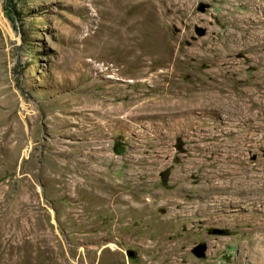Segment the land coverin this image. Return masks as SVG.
I'll use <instances>...</instances> for the list:
<instances>
[{
    "label": "rangeland",
    "instance_id": "1",
    "mask_svg": "<svg viewBox=\"0 0 264 264\" xmlns=\"http://www.w3.org/2000/svg\"><path fill=\"white\" fill-rule=\"evenodd\" d=\"M113 1L0 0V264H264V0H165L129 46Z\"/></svg>",
    "mask_w": 264,
    "mask_h": 264
},
{
    "label": "bare ground",
    "instance_id": "2",
    "mask_svg": "<svg viewBox=\"0 0 264 264\" xmlns=\"http://www.w3.org/2000/svg\"><path fill=\"white\" fill-rule=\"evenodd\" d=\"M164 1L165 0H129V1L128 0H114L113 1V8L114 9L110 13V17H111L110 20L112 22V24H110L111 25V34L114 33L116 36L120 37L119 39H121L123 41V43H125L126 45L128 44L127 46H129V44L134 45L135 42L137 41V39H140L138 37H140V35L143 36L144 34L151 35L152 39L154 38L155 41H157L159 43H161L163 41L165 42L167 39L165 40L166 35H165L164 30L166 28V23H167L166 16L169 12V8L164 9V7H163ZM127 6L131 8V12H130L131 16H127L125 14V13H127L125 11V8H127ZM172 10H174V9H172ZM127 14H129V13H127ZM141 38H143V37H141ZM147 38L149 39V37H147ZM141 44H139V45H141ZM156 44H158V43H156ZM163 44H167V43H163ZM135 45H137V44H135ZM130 48H128V49L130 50ZM135 48H136V46H135ZM132 50H133V48H132ZM208 50H212V49L209 48ZM135 51H137V50H135ZM133 52H134V50H133ZM191 58L194 59V63H196V64L201 60H205L206 58L210 59L205 51L194 54V55H192ZM170 60H171L170 57L169 58L165 57V60H164L165 64L169 63ZM187 62H189V61L187 60ZM223 63L224 62H223L222 58L220 59V62H217L218 66L211 73V76H210L211 80L209 81V83L204 84L205 88H207L209 90H214V89H221V87H223V82H224L223 78H225L226 76L229 75L228 71L224 70ZM193 66H194V64H193ZM171 72H174V71H171ZM166 77H167V75H166ZM200 87H202V86H200ZM164 101H165V99H164ZM167 101H169V100H167ZM169 102H170L169 105H171L172 102L171 101H169ZM174 104H173V106H174ZM175 107H176V104H175ZM166 108H168V107L166 106ZM170 108H171V106H170ZM171 109H173V108H171ZM174 110H175V108H174ZM87 181H89V179ZM117 189L118 188H114V189L111 188V196L105 197V199H104V200H107L106 201L107 207L109 206V208H111L113 210L118 209V207H116V205L119 202L125 203L128 201L125 197H123V195L117 193ZM103 198H104V196H103ZM119 208H120L119 210H121L120 206H119ZM122 210L120 212H122Z\"/></svg>",
    "mask_w": 264,
    "mask_h": 264
},
{
    "label": "water",
    "instance_id": "3",
    "mask_svg": "<svg viewBox=\"0 0 264 264\" xmlns=\"http://www.w3.org/2000/svg\"><path fill=\"white\" fill-rule=\"evenodd\" d=\"M207 9H208V5L199 4L197 11L204 14ZM195 34L199 37H203L206 34V30L200 27H195ZM223 233H224V230H220V229H214L212 231V235H215V236L223 235ZM207 250L208 248L206 244H200L193 248L192 254L198 259H203L206 256ZM128 254L130 257H133V253L129 252Z\"/></svg>",
    "mask_w": 264,
    "mask_h": 264
},
{
    "label": "trees",
    "instance_id": "4",
    "mask_svg": "<svg viewBox=\"0 0 264 264\" xmlns=\"http://www.w3.org/2000/svg\"><path fill=\"white\" fill-rule=\"evenodd\" d=\"M116 154H119L117 151L115 152Z\"/></svg>",
    "mask_w": 264,
    "mask_h": 264
}]
</instances>
